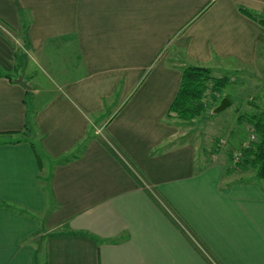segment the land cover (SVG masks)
I'll use <instances>...</instances> for the list:
<instances>
[{
    "label": "crops",
    "instance_id": "1",
    "mask_svg": "<svg viewBox=\"0 0 264 264\" xmlns=\"http://www.w3.org/2000/svg\"><path fill=\"white\" fill-rule=\"evenodd\" d=\"M198 66L228 87L169 116ZM0 67V264H264L249 140L212 135L264 106V0H0Z\"/></svg>",
    "mask_w": 264,
    "mask_h": 264
},
{
    "label": "trees",
    "instance_id": "2",
    "mask_svg": "<svg viewBox=\"0 0 264 264\" xmlns=\"http://www.w3.org/2000/svg\"><path fill=\"white\" fill-rule=\"evenodd\" d=\"M241 11L250 18L253 17L248 11L244 9ZM2 77L15 81L12 76L4 75L0 67V78ZM228 85L229 78H214L209 68L187 67L183 70L180 88L168 115L175 114L183 121H192L201 117L209 106L205 99L209 98L216 103ZM248 120L257 139L240 149L241 158L237 169L254 171L257 179L264 180V107L261 112L250 116Z\"/></svg>",
    "mask_w": 264,
    "mask_h": 264
},
{
    "label": "rangeland",
    "instance_id": "3",
    "mask_svg": "<svg viewBox=\"0 0 264 264\" xmlns=\"http://www.w3.org/2000/svg\"><path fill=\"white\" fill-rule=\"evenodd\" d=\"M24 51H22V53H23ZM23 54H25V53H23ZM24 58H26V54L24 55ZM29 100H30V97H29ZM205 102L209 105L208 107H207V110H206V113L203 115V116H201V117H198V118H202V119H204V117L206 116V115H210V110H208L209 109V107H211L212 105H213V102L209 99H205ZM264 107V106H263ZM263 109V108H262ZM262 111V110H261ZM258 114V113H257ZM243 115L244 116H248V115H246V114H244L243 113ZM250 118V117H249ZM196 119V118H195ZM217 123H218V125H217V127H216V129H215V131L214 132H212V135H215L214 137H218V138H225L227 135H229V134H231L232 136H238L239 138H241L242 139V141H245V140H249V143L250 142H252V140H251V136H252V134H254L255 135V131H251L250 132V130L249 129H247L246 130V128L245 127H240V128H235V125H234V123H232V121H231V118H227L226 119V121L224 122V123H221L220 121H217ZM215 124H216V122H215ZM208 131V130H207ZM26 135L28 136V137H32V138H34V139H38V134H36V133H34L32 130H27V132H26ZM216 142V141H215ZM221 142V141H220ZM214 143V142H213ZM221 143H223V141L221 142ZM222 145H224V144H222ZM226 146V145H225ZM224 146V147H225ZM246 146V145H245ZM223 147V148H224ZM222 148V149H223ZM226 150H229V147L227 148L226 147ZM236 150H240V148H237ZM232 152V155H233V153H234V150H232L231 151ZM229 153V152H228ZM178 225H179V227L185 232V234H187V232L190 234V235H192L189 231H188V228L184 225V224H182V222H181V220H178ZM204 251V250H203Z\"/></svg>",
    "mask_w": 264,
    "mask_h": 264
},
{
    "label": "built area",
    "instance_id": "4",
    "mask_svg": "<svg viewBox=\"0 0 264 264\" xmlns=\"http://www.w3.org/2000/svg\"><path fill=\"white\" fill-rule=\"evenodd\" d=\"M251 131H254L253 128H251ZM257 138H256V134H252L251 136V140L252 141H255ZM247 147V145L245 146ZM240 158H241V151L240 150H234V153H233V162H232V165L233 167L232 168H236L237 165L240 163Z\"/></svg>",
    "mask_w": 264,
    "mask_h": 264
},
{
    "label": "water",
    "instance_id": "5",
    "mask_svg": "<svg viewBox=\"0 0 264 264\" xmlns=\"http://www.w3.org/2000/svg\"><path fill=\"white\" fill-rule=\"evenodd\" d=\"M23 86H25L27 89H29V87L27 86V83L26 82H24L23 80H22V78L20 77L19 78V80H18Z\"/></svg>",
    "mask_w": 264,
    "mask_h": 264
}]
</instances>
